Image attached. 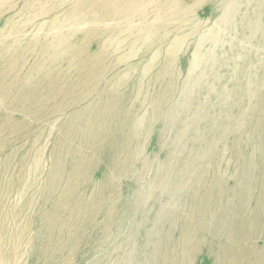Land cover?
Wrapping results in <instances>:
<instances>
[{
  "label": "bare ground",
  "instance_id": "bare-ground-1",
  "mask_svg": "<svg viewBox=\"0 0 264 264\" xmlns=\"http://www.w3.org/2000/svg\"><path fill=\"white\" fill-rule=\"evenodd\" d=\"M39 1L24 0L22 5H31L29 7L35 9L40 7ZM150 1L87 0L83 3L80 0L71 12L74 16H82V20L77 18V22L71 25L72 28L75 27L74 32L72 28L70 32L61 31L60 34L58 29L56 32L57 27L64 26L65 18L69 19L71 16V13H66V17L62 19L52 17L54 23L49 27L48 24L44 26L48 34H37L31 39L40 40V44L35 52L36 62L29 72L22 77L18 76L19 64L0 70L3 79L12 81V86L0 89L3 92L0 109L9 98L12 101L7 109L11 116L8 113L7 118L4 117L0 136L3 132L13 135L10 142L0 141V176L7 175L12 162L8 156L10 152L6 153L7 151L27 147L21 166H25L32 151L38 157L37 165L41 163L40 158L49 146L46 143L44 125L52 122L48 136L52 138L48 153L51 171L47 177L46 190L43 189L45 191L40 194L42 201L36 209L38 213L36 216L34 214L32 221L38 220L42 211H47V221H51L50 228H58L62 236L69 235V245L74 250L82 242L88 243L96 231L101 232V237L107 235L112 226L110 223L117 221L122 201L121 180L128 176V162L131 160V165L135 166L143 155L138 148L141 137L157 134L156 131L160 128L157 124L163 120L164 136L173 145L161 146L163 152L160 150L153 160L143 159L142 166H154L157 176L148 189L137 193L134 208L125 216L136 221L147 203L160 202L166 195L172 196L169 206L165 205L161 209L164 215L160 216L162 222L171 218L170 225L160 232L163 242L167 243V249L162 254H154V262L158 257L165 264H182L179 261L182 257L191 261L199 252L203 240L217 239L224 264L234 261L240 264H264V246L256 244L258 240L264 242V76L256 77L250 68L237 77L230 75L227 81H233L235 85L231 92L225 88L209 91L212 90V82L225 80L219 79L214 72L217 68L230 66L232 52L228 60L217 56L216 51L223 41H208V36L222 33V20L228 21L230 18H227L235 13L233 19L240 17L242 23L239 35L243 33L244 38L250 41L251 17L247 18L246 12L231 10L232 4L237 0L218 1L213 12L216 16L214 24L200 37L187 77L180 81V73L171 72V69L177 66L179 52L187 39L200 32L198 26L191 22L194 12L185 11L177 0H154L152 11L159 24L147 21L140 26H122V20H130V16L133 17L134 14L139 17L140 13L141 19L150 16L146 8ZM244 2L247 7L249 5L246 3L251 4L250 0ZM94 4L102 6V14L88 13L90 6L92 8ZM82 11L85 12L82 14ZM108 18L117 19L121 25L114 28L120 35L117 36L113 30L109 32L107 44L109 47L116 45L118 49L119 45H125L122 53L125 73L116 72L114 80L109 75L122 63L115 65L110 61V56H107L109 50L104 48L107 27L102 26L89 32L85 30L86 35L82 41L73 42L77 33H84L79 32L83 27L90 28L95 23H104ZM182 25L183 33H176L174 39H171ZM162 28H165L166 33L158 36ZM52 29L55 31H50ZM50 32L52 33L49 34ZM92 38L97 40L95 50L87 48V41ZM76 45L81 46L79 50ZM154 46L157 48L152 58L143 60L148 50ZM249 46L252 48L251 43ZM74 48L79 52L76 53ZM121 50L118 52H123V48ZM25 52L26 49L21 50L22 54ZM260 56L263 58V55ZM135 58H139L140 63L131 66L132 63L129 62ZM252 58L254 60L251 63L256 61L255 63L263 66L262 59H258V56L255 58L253 55ZM2 59H5L3 55L0 56V60ZM154 60H161L162 67H159L152 79H147L148 74L158 67V64L154 66ZM211 66H216V69L212 70ZM139 68L137 73L135 69ZM73 69L76 71L71 72ZM67 73L71 74L67 76ZM246 74L253 77L243 78ZM119 75L138 78L128 87L127 83L131 79H126V83L121 81L122 77L120 79ZM20 90H24V93H20ZM202 91L207 93L203 94ZM211 95L218 103L213 102L209 107L208 99L210 101ZM48 101L53 102L52 107L45 106L44 102ZM201 115L205 117L204 125L195 128L196 122H203ZM208 117L209 120H206ZM51 119L55 120L50 121ZM167 150L172 151L175 163L166 166L163 159ZM23 167L22 171L26 169ZM176 174L184 176L179 179ZM96 175L99 178L92 183V178ZM18 178L20 177L11 180V185L15 183L14 188L17 187ZM187 179H190L189 186L185 184ZM29 183L31 182L27 184ZM89 184L92 186L90 199L87 201L89 203L83 207ZM161 184L164 186L162 193H157ZM182 189L194 191L186 196ZM59 191L60 194L57 195ZM183 194V209H179L180 205L177 204L180 200L177 199ZM56 196L58 203L51 208L47 207L50 199ZM70 206L73 210L68 212ZM177 208L183 210V213H179ZM170 209L172 212L166 211ZM64 215L65 221L61 220ZM44 225V228L47 227ZM78 227L84 231L92 228L94 232L83 238L73 236L69 230ZM64 228L68 229L67 234L64 233ZM21 239L22 236L19 235L16 242ZM121 248L116 247L114 252L119 253ZM74 255H71L69 261L75 258ZM4 256L6 258V253ZM132 260L133 258L127 257L122 262L119 258L118 262L132 264Z\"/></svg>",
  "mask_w": 264,
  "mask_h": 264
},
{
  "label": "rangeland",
  "instance_id": "rangeland-1",
  "mask_svg": "<svg viewBox=\"0 0 264 264\" xmlns=\"http://www.w3.org/2000/svg\"><path fill=\"white\" fill-rule=\"evenodd\" d=\"M22 1L24 0H0V56L3 55L5 58V59L0 60V70L5 69L6 66L19 64L18 76L20 75V77H22L26 72H29L30 68L36 62L35 52L40 44V40L31 41V39L37 34L38 36H41V35L44 36L45 34H48V30H44V26H47V24H48V27L51 26L54 23L52 22L54 18L62 19L63 17H66L65 16L66 13L70 14L76 7V3H79L80 0H66V1L65 0H43V1L38 0L41 3V5L39 8H35V9L29 7L31 5L25 6L26 8L23 7ZM81 1H83L84 3L87 0H81ZM163 1H167V0H163ZM177 1L184 6L185 11L194 12V15H192V18H191L192 20L191 22L192 24L197 25L198 28L200 29V32L198 34H196L195 36L192 35L187 39L183 48L179 52L180 56L178 58L177 66L171 69V72L180 73L181 75L180 81H182L183 79L187 77L188 69L191 66V61H192L191 58L193 57L195 47L200 37L202 36L203 32H206L207 30H209L214 24L216 16L213 12H214V9H216L217 7L218 1L220 0H205V1L177 0ZM43 2H45L46 5ZM250 3L251 4L246 3L249 5L247 7V5H245L244 0H237L235 4L234 3L232 4V8H231V10L232 11L235 10V12L236 10L241 11V13L246 12L247 18H249V16L251 17V20H252L251 29L252 30H251V40L250 41L244 38L243 33L239 35V32L242 30L240 29V26L242 25V23H240L241 21L240 17L238 19L236 18L233 19V17L235 16V13H234V16L230 15L227 18V19L230 18L228 21L222 20L223 22L221 26L222 33L216 36L212 35L213 37L208 36L207 38L208 41H212V40L215 41V39L223 41V43L221 42L218 50L216 51L217 56H221L223 57V59L228 60V57L230 56V52H232L230 56L231 59L229 61V65L231 67L230 66L226 67V65L225 67L223 66L217 69H216V66L210 67L212 68V70L216 69L214 73H216L217 76H219V79L225 78V80L221 82H212L211 84L212 90L210 89L209 91H216V90L218 91L220 89L223 90L225 88V89H228L229 92H231L232 89L235 88V85L233 81L231 82L227 81V79L230 78V75L237 77L238 75H242L243 72H245L247 69H250V68H252L251 73L255 75L256 77L264 76V73L262 72L264 68H261L264 66V0H250ZM58 5H62V6L58 7ZM153 6H154V0H151L146 5V8H148L150 12V16L146 17V19L145 18L141 19L140 13H138L139 17L136 14H134L133 15L134 18L130 16L132 18V19L130 18V20H132L131 22L129 19L128 20L126 19V21L122 20V23H121L122 26L131 25V24H133L134 26H140V25L146 24L147 21H149L152 24H159L160 22L155 18V13L152 11ZM84 12L82 11L81 13L83 14ZM102 12H103L102 6L98 4H94L92 8L90 6V10L88 11V13L92 15H95V14L100 15L102 14ZM77 18H80V20H82V16H74L71 13V16L69 17V19L67 18L68 21H65L67 20L65 18L64 23H63L64 26L62 25L63 28L61 26L57 27L56 32L58 30L60 34H61V31L63 33L66 31L70 32L74 23L77 22ZM121 24L115 18H108L104 23H95L93 25H90V28L89 26L83 27V30H80L79 32L84 31V33H77L74 36V40H73V42L80 43L83 37L86 35L85 30H88L87 32H89V31H92V29L94 30L102 26L107 27L108 28V32L106 33L107 36L106 35L104 36V41H107L104 48L110 51V53L108 51L107 56H110V61L113 64L122 63L120 66L117 64L119 66L117 70L112 71L110 73L109 77L112 78L113 80H114L113 77H115L116 72L125 73V69L123 68L124 67L123 65L124 54H122L124 53L125 45L123 44L119 45V49L116 47V45L112 46L114 48H112L110 45L111 47L110 48L109 45L107 44L110 39L108 37V34L109 32L111 33L112 30L114 31V28L118 27V25H121ZM74 28H72L73 32L75 31ZM183 28H184L183 25L180 26L174 32L171 39H174V37L176 36V33H178L177 35L183 33L184 31ZM50 31H55V30L52 29ZM114 32L117 34V36L120 35L119 33H117L118 31L115 30ZM51 33L52 32H50L49 34ZM165 33H166L165 28H162L161 31L158 33V36L164 35ZM122 37L120 36V38ZM19 38L20 39L23 38V39L20 40ZM249 43H251L253 49L249 46ZM80 45H76V49L79 50V48L81 47ZM96 47H97L96 39L92 38L87 41V48L89 50H95ZM122 48H123V52H118ZM156 48L157 46L151 47L148 50V53L147 55H145L143 60L147 61L151 59L152 56L154 55L153 53H155ZM254 48H256V50H254ZM22 49H26L27 52L22 54L21 53ZM76 49L75 51L76 53H78L79 51ZM253 55H255V58L256 56H258V59H262L263 66H260L261 64L259 65V63H255L256 61L251 63V61L254 60L252 58ZM260 55H263V58ZM139 60H140L139 58L132 59L129 62V64L132 63L131 66H136L138 63H140ZM106 62L108 63V61ZM152 62L154 63V66L158 64V67H155V69H153L148 74V76L146 77L147 79L149 78L152 79L157 74L159 67H162V64H163L161 60L159 61L154 60ZM135 70L138 73L140 71V68L135 69ZM74 71H76V69H73L71 72H74ZM126 72H128V70ZM70 74L71 73H67V76H69ZM120 77L122 76L119 75V78ZM242 77L245 79L247 78L251 79L253 76L252 77L250 75L247 76L246 74L245 76H242ZM137 78L138 77L136 76L132 78H128V77L125 78V76H123L122 79L121 78L120 79L121 81L124 80L123 82H126V83L129 79H131L127 83V86L130 87L131 85L134 84ZM8 85L12 86L11 79H3L0 76V89L2 88L6 89ZM20 91H19L20 93L22 94L24 93V90H20ZM25 93L27 92L25 91ZM206 93H207L206 91L203 92V94H206ZM2 94L3 92H1L0 97L2 96ZM15 94L19 95L18 92H15ZM13 96L14 94H12L11 97L13 98ZM9 99L7 100L8 101L7 103H4L1 106L0 110L2 113L0 112V126L3 124L2 122L5 120V118H7V115L9 113L7 109H8V106L12 104V101L11 100L9 101ZM205 102L206 101H204V103ZM213 102L218 103L215 99H213V95H211L210 101L208 99V104H209L208 106L210 107V105H212ZM44 104L48 108L53 106L52 101L44 102ZM204 115H201L203 122H201L200 124L196 122L195 128L196 126L203 127L204 121H205ZM53 120L55 119H51L50 121H53ZM206 120H209V117ZM163 123L164 121L162 120V123L157 124V126L160 127L156 131L157 134L153 133L150 135L151 137L150 136L146 137L145 135L141 137L143 141L140 139L138 148L140 151L143 152V155L140 159H138L135 166L131 165L132 164L131 160L128 162V166H127V169L129 172L128 176L121 180L122 201L120 202V205L118 208L119 214H118V218H116L117 221L110 223V226L111 225L112 226L110 230L107 232V235H105L104 237H101L102 236L101 232L96 231L95 236L93 235V238L92 239L90 238L88 240L89 242L87 241L88 243L82 242L80 246L78 248H75L74 250L69 245V235L62 236L58 228L57 229L50 228L51 221L50 220L47 221V215H48L47 211H42L41 214H39L38 216L39 219L32 221V219L36 216V213H38L36 209H38L42 201L40 194L46 190L47 177L51 171L50 170L51 163L49 160L48 153H49L50 144H51L50 142H52V138L51 137L48 138V136L50 135V132H51L50 125L52 124V122H50L49 124L46 123L44 125L45 132H46V143H47V146L49 144L48 146L49 148L47 147L44 151V155L41 156L42 159L40 158V161L41 160L42 161L40 164L37 165L38 157L35 154V151H32L31 157L27 158L26 160L27 163L25 164V166L24 167L21 166L22 164L20 163H21L22 157L24 156L23 154H25V152L28 150L27 147L25 149H19L16 151L15 150L7 151L6 153L10 152L8 156L12 159V162L10 164L11 166L9 165L7 175L5 177L3 175L0 176V180H1L0 181V185H1L0 186V204L2 203L0 205V209H1L0 211V216H1L0 218V235H1L0 236V264H120L118 262L119 258L123 262L127 257L133 258L132 264H144V263L145 264H165L164 262H162L160 257H158L159 259L155 260V262L152 259V257H154L153 256L154 254L164 253L163 251L167 249V243L163 242L162 234H160V232L161 230H164L165 227H168L170 225L169 221H171L170 220L171 218H167L166 221L162 222V218L160 216L161 214H163L161 212V209L165 205L169 206L170 199H173L172 196L166 195L162 197L160 202L150 201L149 203H147L143 209L144 212L142 213V215H140L136 219V221L134 218L133 219L125 218V216L130 214L131 209L134 208L133 202L135 201V199H137L136 198V196H138L137 193L139 191H144L148 189L152 183V180H154V178L157 176V172L154 166H151V165L142 166L144 165L142 164L143 159L150 158L151 160H153L159 155L160 150L161 152H163V149L161 148V146L168 145L170 147L173 145V142L170 139L168 140V138L164 136V130L162 127ZM12 140H13V135L10 133L3 132V135L0 136V141L10 142ZM203 140H205V138H203ZM35 158L36 160H34ZM180 159L178 161V164H180ZM1 160L2 159L0 157V161ZM163 161H165V163L163 164L166 166L171 163H175V160L173 161L171 150L166 151V153L164 154ZM20 167H21V170H20ZM22 167L23 168L26 167V169H24L25 172L22 171ZM33 167H34V170H32ZM38 168L39 170H37ZM30 169H31V172H30ZM18 171L19 172L21 171V172L17 173ZM23 172L25 175L23 174ZM176 175H178L177 177L179 179L184 176L183 174H176ZM17 176H19L20 178H18L17 187L14 188L13 186L15 183L13 182L12 185L11 183L13 179L16 178ZM194 177L195 176L192 177V181ZM98 178H99L98 175L94 176L92 178V183L93 181L94 182L97 181ZM21 179H23L24 181ZM34 180L36 181L34 182ZM28 182H31V183L27 184ZM18 184L20 185L18 186ZM185 184L189 186L190 179H187L185 181ZM161 185L159 187L160 189L159 190L157 189V193H162V188H164V186L163 184ZM25 186H26V189H25ZM87 187H88L86 189L87 198L85 199L86 202L82 204L83 207H85L86 204L89 203L87 201H89L90 199L89 194L92 191L91 184H89ZM182 190H185L184 193L186 194V196L187 194H190L192 193V191H194L193 189H182ZM58 194H60V191L57 193V195ZM5 195H7L8 197ZM184 196L185 195L183 194V196L180 199L179 198L177 199L178 201L180 200V202L177 204V206L180 205L178 206L179 209H183L182 207L184 204L183 203ZM58 200L59 199L57 198V196L55 198H51L50 203L49 202L47 203V207L51 208V206H54L55 204L58 203ZM19 203L22 204V205L20 204L21 205L20 207H18ZM2 206L3 207L5 206L3 208L4 210L2 209ZM15 209L16 211L17 210L18 211L17 212L14 211ZM179 209H178L179 213H183L182 212L183 210H179ZM68 210H69L68 212H71L73 209L70 206L68 207ZM166 211L172 212V209L166 210ZM15 212L17 213V215ZM62 219H64L63 221H65L66 219L65 215L64 217L62 216L61 220ZM4 220L6 221V223ZM164 222L165 224H163ZM129 223L130 224L133 223V224L129 225ZM44 224H46L47 227L44 228L45 226ZM69 232H72L73 236L77 235V237L83 238V237H87L90 234V232L91 234H93L94 230L92 228L90 229L88 228L87 231H84L80 229V227H78L75 230L74 228L70 229ZM1 233H3L4 236ZM64 233L66 234L68 233L67 228H64ZM19 235L22 236V239L20 242L18 240H17L18 242H16V239H18ZM3 240H6V242L5 241L3 242ZM217 241H218L217 239L203 240L201 243L202 245L200 247V250L194 256V258L191 261H188L187 258L182 257L179 259L180 263L183 262L182 264H216V263L224 264L223 262L224 258L222 257L221 252L219 253L220 247ZM256 244L259 246H264V242L262 240H258ZM116 247L118 248L122 247L119 250V253L114 252ZM160 248H161V251H160ZM5 253H6V258L4 256ZM73 253L75 254L74 255L75 258L69 261V258L71 257ZM232 263L240 264L235 261L231 262L230 264ZM242 264H253V262H247V263H242Z\"/></svg>",
  "mask_w": 264,
  "mask_h": 264
}]
</instances>
